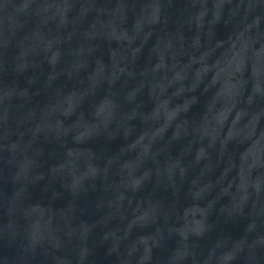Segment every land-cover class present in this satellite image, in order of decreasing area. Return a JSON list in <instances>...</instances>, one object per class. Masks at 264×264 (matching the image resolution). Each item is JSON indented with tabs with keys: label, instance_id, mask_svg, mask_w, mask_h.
<instances>
[{
	"label": "water",
	"instance_id": "water-1",
	"mask_svg": "<svg viewBox=\"0 0 264 264\" xmlns=\"http://www.w3.org/2000/svg\"><path fill=\"white\" fill-rule=\"evenodd\" d=\"M0 264H264V0H0Z\"/></svg>",
	"mask_w": 264,
	"mask_h": 264
}]
</instances>
